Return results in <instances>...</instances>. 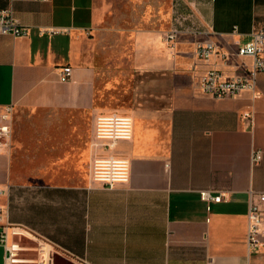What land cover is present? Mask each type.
<instances>
[{"label": "crops", "instance_id": "obj_1", "mask_svg": "<svg viewBox=\"0 0 264 264\" xmlns=\"http://www.w3.org/2000/svg\"><path fill=\"white\" fill-rule=\"evenodd\" d=\"M175 1L160 31L101 34V0H0L29 27L0 34V113L14 105L0 231L26 227L71 264H264V223L262 246L248 247L250 200L264 193V72L256 94L216 99L197 86L210 67L244 71L249 57L222 55L264 26V0H178L186 11L197 3L199 38L218 45L208 61L194 35L175 53L167 46ZM62 65L74 67L71 80L60 79ZM113 113L134 118L132 139H96L97 116ZM110 156L130 159L128 183L92 179L94 158ZM205 189L230 198L209 203ZM0 264L37 263H7L0 243Z\"/></svg>", "mask_w": 264, "mask_h": 264}, {"label": "built area", "instance_id": "obj_2", "mask_svg": "<svg viewBox=\"0 0 264 264\" xmlns=\"http://www.w3.org/2000/svg\"><path fill=\"white\" fill-rule=\"evenodd\" d=\"M189 11L184 10L180 3L175 1L173 5L170 27L164 33V40L167 46L175 53L182 35H194L197 37L195 54L199 61H208L214 55L219 54L218 45L212 39L199 38L207 34L198 20L197 3L190 1ZM60 29H53L57 32ZM235 26L233 32H238ZM29 33V27L24 25L12 7L0 8V34H12L23 36ZM249 57L251 62L242 63L244 71L233 75L225 73L218 67H210L198 76L197 86L200 91L216 99L234 98L245 91H252L256 94L258 78L264 72V26L254 27L250 32V39L239 45L235 53H224L223 59L229 61L231 57ZM60 79L69 81L73 78L74 67L62 65L57 67ZM13 113L14 105H6L0 113V152L9 151L12 146L13 135ZM251 116V113H246ZM134 135V118L127 114H101L96 118L95 137L96 139L130 140ZM263 157V151L254 149L252 153L253 162H258ZM91 177L95 181L113 183H128L131 178V161L127 157H96L91 165ZM202 199L211 202L229 200V194L224 192L213 194L211 190L205 189L200 192ZM264 193L259 199L253 197L250 200L248 211V247L250 250L262 246V225L264 223ZM210 208V206H209ZM3 208L0 207V220L2 219ZM23 238L34 241L29 229L21 225L7 222L0 231V243L6 248L7 263H31L53 264L54 253L58 252L50 248L44 242H37L34 245L23 243ZM35 251L36 256H24L25 251Z\"/></svg>", "mask_w": 264, "mask_h": 264}, {"label": "rangeland", "instance_id": "obj_3", "mask_svg": "<svg viewBox=\"0 0 264 264\" xmlns=\"http://www.w3.org/2000/svg\"><path fill=\"white\" fill-rule=\"evenodd\" d=\"M172 3V0H171ZM170 0H165L164 5H145L141 0H101V15L97 31L105 33H133L152 30L157 32L162 30L159 20L162 13L170 11L172 5ZM89 172V169H86ZM13 189L9 198L12 209ZM23 243L34 245L35 243L23 238ZM36 256V252L25 251L24 256Z\"/></svg>", "mask_w": 264, "mask_h": 264}, {"label": "water", "instance_id": "obj_4", "mask_svg": "<svg viewBox=\"0 0 264 264\" xmlns=\"http://www.w3.org/2000/svg\"><path fill=\"white\" fill-rule=\"evenodd\" d=\"M54 261H55L56 264H63V262H64L65 264H67V262H68L69 264H71L70 261H68L67 259H65L64 257H62L60 254H57V253L54 255ZM66 261H67V262H66Z\"/></svg>", "mask_w": 264, "mask_h": 264}]
</instances>
